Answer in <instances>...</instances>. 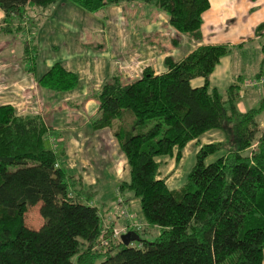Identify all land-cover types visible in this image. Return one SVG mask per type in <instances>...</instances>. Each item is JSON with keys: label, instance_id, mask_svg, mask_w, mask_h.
<instances>
[{"label": "trees", "instance_id": "trees-1", "mask_svg": "<svg viewBox=\"0 0 264 264\" xmlns=\"http://www.w3.org/2000/svg\"><path fill=\"white\" fill-rule=\"evenodd\" d=\"M60 1L0 0L5 28L23 31L29 20L34 31L36 20ZM66 1L90 14L141 3L165 13L170 26L186 35L199 33L211 8L210 0ZM13 17L17 26L9 24ZM29 51L26 63L34 54ZM232 51L228 45L203 46L182 62L168 58L164 74L148 68L132 83L115 76L100 91L92 128L114 132L129 172L118 189L140 201L145 221L131 227L139 222L125 216L133 212L122 199L119 211L128 230L120 238L113 225L106 229L80 178L60 165L58 136L42 116H19L12 105L0 106V264H263L264 98L244 112L239 103L250 91L244 85L249 80L239 78L225 90L211 82ZM196 80L203 83L195 86ZM39 84L66 93L77 88L79 77L56 64ZM215 130L224 131L226 141L202 146L187 182L170 189L159 159L181 162L187 145ZM39 205L44 224L33 230L26 215Z\"/></svg>", "mask_w": 264, "mask_h": 264}, {"label": "crops", "instance_id": "crops-1", "mask_svg": "<svg viewBox=\"0 0 264 264\" xmlns=\"http://www.w3.org/2000/svg\"><path fill=\"white\" fill-rule=\"evenodd\" d=\"M210 3L211 8L203 15V25L194 35L177 32L170 26L166 14L141 3L111 6L103 10L105 12L90 14L62 0L49 14L36 20L38 24L34 31H31L29 20L24 21L23 31L5 28L6 17L0 10V106L12 105L19 116L41 115L53 137L59 134L72 136L71 152L83 150L85 137L80 138L78 133H88L97 143L105 145L108 142L111 144L108 152L113 149L110 156L118 161L121 157L114 132L111 129L95 131L91 122L99 112L97 94L113 77L120 76L130 83L132 77L139 78L147 67L153 68L157 75L164 74L168 71V58L182 62L203 46L228 45L234 52L264 42V0H210ZM14 21L15 17L9 24ZM28 50L34 51L29 55L30 63H26ZM229 58L230 55L222 59L211 79L212 82L217 75L225 78L224 84L216 86L222 90L235 79L228 76ZM263 61L264 46L261 58L247 80L264 73ZM129 63L134 64L129 67ZM56 64L79 77L76 89L59 93L40 86V79ZM195 82L197 85L203 83L202 80ZM260 90L264 91V88ZM258 93L252 90L246 94L244 101L248 107L255 105L254 94ZM59 153L63 156L61 166L65 165L64 158L68 165L69 150L61 149ZM87 157L91 160L88 168L96 158L103 164L97 154L91 153ZM111 166L108 162L102 174L110 175ZM67 171L82 179L86 187L94 188L96 194L90 198L96 205L112 208L115 204V199L111 200L113 194L110 189L107 191L101 178L95 176L96 171L89 172L92 180L89 183L80 174ZM124 198L137 218L142 219L140 201L131 193L124 194Z\"/></svg>", "mask_w": 264, "mask_h": 264}, {"label": "rangeland", "instance_id": "rangeland-1", "mask_svg": "<svg viewBox=\"0 0 264 264\" xmlns=\"http://www.w3.org/2000/svg\"><path fill=\"white\" fill-rule=\"evenodd\" d=\"M263 46H264V42H262L261 44H252L250 46H246L242 50L236 49L234 52L230 54V58L228 61H230L231 64L228 66H230L231 69L228 73V76L230 78H235L233 79L234 80L233 82H237L239 78H241L240 79L241 81H244L250 78L252 71L256 67V64L259 58H261V49L263 48ZM136 62H139V61L136 60ZM133 64L134 63H129V67H131ZM148 68L153 69L151 67H147L145 68V70ZM129 69L130 71H133V69L131 68ZM142 76L143 74L139 78L133 79L132 77V79L130 80V83L140 80ZM225 80H226L225 78L223 77L219 78V75H217L213 78L212 84L214 86H220L225 83ZM122 81L126 82L124 78L122 79ZM197 83L195 82L194 85L196 86ZM100 91L97 94L98 102H99L98 95ZM253 92H257V93L262 92V93L254 94L255 99H256L254 101V104L257 105L258 102L261 100V98H264V91L255 89L253 90ZM255 105L248 107L247 102L244 101V98L241 97L239 108H241V110L248 111L251 108L255 107ZM259 119L261 123V126H260L261 130L264 131V114L261 117H259ZM65 136H66V140H65ZM78 136L80 138L85 137V141H83V145H82L83 150L73 151V152H71V144H70L72 136H70V134H65V135L59 134L58 136L57 140L59 143H57V146H56V149L58 150V152L61 149L69 150L70 159H69L68 165H66L67 158H64V164H65L64 168L66 170L70 169L71 172H74L76 174L78 173L77 175L80 174V176H82L86 180L87 183L92 182L91 177H90L91 174L89 172H91L92 170L96 171L95 176L98 178H101L100 180H102V183L105 184L104 186H106L107 191L110 189L111 193L113 194L111 195V200L113 202L115 199V204L117 205L116 207H118V209L120 210L121 205H123L120 199L121 200L124 199L126 203L127 201L124 198V196H121V192L119 191L117 187L122 182L129 180V172L127 170L126 160L124 159L125 157L121 151L119 143L117 142V146L119 147L121 158H119V160L116 161L114 158H112L114 156L112 157L110 156L112 154L111 151L113 149L110 148V151L108 152V147H110L108 145H111L108 142H106L105 145L103 142L97 143L94 138L93 139L89 138V134L86 132L78 133ZM226 138H227V135L224 131H220V130L211 131V132L204 134L198 141L192 142L189 145H187V147L183 150V159L181 162L176 163L174 158H160L159 162H161L162 164L160 168L161 177L167 180V184L169 188L172 190L179 189L187 182L189 174L191 173L192 169L195 166L196 155L202 146L211 144V143L224 142L226 141ZM256 147H257V144L255 143L251 149L252 150L256 149ZM112 148H115V145H112ZM91 153L97 154L100 160H102L103 164L101 165V163H99L96 158L93 161L94 163L92 164L91 168H88V164H90L91 160L89 161L87 155ZM216 157L217 156L209 158L207 160V163L209 164L213 162L214 160H216ZM108 162H110L112 165L111 174L110 175L106 173L102 174V170L105 167V165H107ZM17 169L18 167H15V166L10 167L11 171H16ZM119 178L120 180L118 181V183L114 185L116 180H118ZM78 182L82 183V189L85 195L91 197L96 194L95 191H93L94 188L90 185L86 187L82 179L81 180L79 179ZM93 200L91 199L89 203L91 205H96L95 204L96 202L94 203ZM114 205H112V208L108 206L98 205V204L96 205L101 210V218H102L104 226L107 229V227L109 228L110 225H113V231L115 229H122L124 227H127L126 225H124V220H123L124 214L121 211L117 210ZM130 215L134 216V218L138 217L135 212H133V214H130ZM138 222L141 226H145L144 218L138 219ZM43 224H44V220L40 215V205H39L31 209V211L26 215V226L33 230H39L43 226ZM152 239L153 237H150V240Z\"/></svg>", "mask_w": 264, "mask_h": 264}, {"label": "built area", "instance_id": "built-area-1", "mask_svg": "<svg viewBox=\"0 0 264 264\" xmlns=\"http://www.w3.org/2000/svg\"><path fill=\"white\" fill-rule=\"evenodd\" d=\"M244 85H245V88L249 89V90L263 89L264 88V73L257 79H251V80L247 81ZM120 201L123 202L121 199H120ZM125 216L129 217V220H131V221L134 219V216L127 214V212H125ZM131 227L141 228L142 226L140 224H136V223L132 222ZM127 230H128L127 227H124L122 229H115L114 230V237L120 238L123 234H125L127 232Z\"/></svg>", "mask_w": 264, "mask_h": 264}]
</instances>
